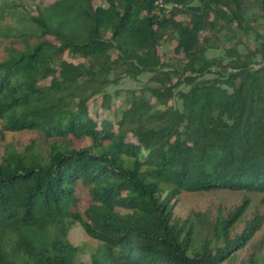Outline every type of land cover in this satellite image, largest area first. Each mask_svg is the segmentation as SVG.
I'll list each match as a JSON object with an SVG mask.
<instances>
[{"label": "trees", "instance_id": "trees-1", "mask_svg": "<svg viewBox=\"0 0 264 264\" xmlns=\"http://www.w3.org/2000/svg\"><path fill=\"white\" fill-rule=\"evenodd\" d=\"M18 1L0 0V264H86L76 223L102 242L89 264H258L264 35L246 52L224 38L247 37L264 0H178L166 16L155 0ZM144 73L153 85L106 89ZM23 132L51 138L47 153L7 141ZM216 189L240 199L175 208Z\"/></svg>", "mask_w": 264, "mask_h": 264}, {"label": "rangeland", "instance_id": "rangeland-1", "mask_svg": "<svg viewBox=\"0 0 264 264\" xmlns=\"http://www.w3.org/2000/svg\"><path fill=\"white\" fill-rule=\"evenodd\" d=\"M52 1L54 0H19L17 3L18 6H21V3H25V6L27 5V10L34 12L38 4L43 5ZM22 16L23 13H20L13 20L16 22L22 19V22H24ZM19 26L24 27L26 25H16V27ZM249 33L250 34L247 37L242 35H236L232 41L229 40V38H224V43L230 46L235 42H239V49L242 52H246L248 50V47L251 49L259 47L261 44V40L256 39V36L264 35V19L259 17L256 18L252 22V31H250ZM173 42L174 41L171 37H169L168 40L163 41L161 46L162 52L172 54L174 50ZM224 49L225 48H209L206 55L207 57L211 58H223L226 61L227 58L225 56ZM70 58L71 57H69V59ZM150 76V73H144L141 74L138 78L123 77L118 83L108 85L106 89L109 92H114L117 89L139 88L146 83L153 85L152 82H148ZM184 87L185 86H181V88ZM175 101L176 104H180V100L178 98H176ZM9 139L17 141L18 143H16V146L20 150L27 151L26 148L29 145H32L33 148L31 151L37 154H46L50 147V144L52 143L51 138H47L43 133L40 132H23L14 135V137H7V141ZM83 145H85V143L77 146L81 147ZM239 197L240 195L238 193L230 192L226 189H216L211 192L204 193L183 194L178 200L175 201V208L178 213L182 214L183 218H187L192 208L203 211L206 210L208 207L213 206V202L221 201L227 204H232L238 201L240 199ZM121 212L126 211L122 210ZM258 236H260V233L258 234ZM68 239L73 245L78 247V252L75 256V261L77 263L89 264L92 260L93 253H95L98 248L102 247V242L96 238L89 236L79 223H76L72 226L68 234ZM252 249L253 248L250 247L249 251H251ZM258 264H264V249L262 250L259 256Z\"/></svg>", "mask_w": 264, "mask_h": 264}, {"label": "built area", "instance_id": "built-area-1", "mask_svg": "<svg viewBox=\"0 0 264 264\" xmlns=\"http://www.w3.org/2000/svg\"><path fill=\"white\" fill-rule=\"evenodd\" d=\"M178 0H155L154 5L160 16L168 15L173 8L178 6Z\"/></svg>", "mask_w": 264, "mask_h": 264}]
</instances>
